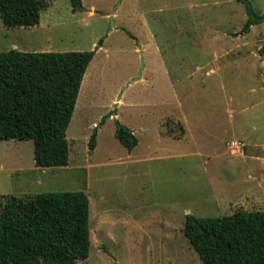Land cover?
Wrapping results in <instances>:
<instances>
[{"label":"rangeland","instance_id":"374dc122","mask_svg":"<svg viewBox=\"0 0 264 264\" xmlns=\"http://www.w3.org/2000/svg\"><path fill=\"white\" fill-rule=\"evenodd\" d=\"M248 2L264 14V0ZM80 5L49 0L30 28L0 20V53L95 51L65 132L67 166L36 168L31 141H0V203L83 192L89 250L77 264H202L182 232L187 214L264 211V22L238 35L246 15L234 0ZM115 121L133 130L132 151Z\"/></svg>","mask_w":264,"mask_h":264},{"label":"trees","instance_id":"16d2710c","mask_svg":"<svg viewBox=\"0 0 264 264\" xmlns=\"http://www.w3.org/2000/svg\"><path fill=\"white\" fill-rule=\"evenodd\" d=\"M48 1L0 0L2 25L37 26ZM234 1L246 15L238 35L264 22V14L255 13L248 0ZM80 2L69 0L72 12ZM89 54L0 53V141H31L36 168L67 166L65 132ZM115 126L114 138L131 151L137 145L133 132L118 121ZM95 136L89 138V151ZM182 232L202 264H264V211L237 210L216 218L187 214ZM88 250L89 200L83 192L6 196L0 203V264H77Z\"/></svg>","mask_w":264,"mask_h":264},{"label":"built area","instance_id":"2783aa9c","mask_svg":"<svg viewBox=\"0 0 264 264\" xmlns=\"http://www.w3.org/2000/svg\"><path fill=\"white\" fill-rule=\"evenodd\" d=\"M229 147L231 148L232 151H243L245 145L239 141H232L229 143Z\"/></svg>","mask_w":264,"mask_h":264},{"label":"water","instance_id":"95a60500","mask_svg":"<svg viewBox=\"0 0 264 264\" xmlns=\"http://www.w3.org/2000/svg\"><path fill=\"white\" fill-rule=\"evenodd\" d=\"M77 9H82L81 8V5H79L77 7ZM90 11V10H89ZM95 52V51H94ZM94 52H91L88 56H86V58L84 59V63H87L89 62L90 58L93 56ZM141 75H139V78H140ZM136 79L132 80V82H134Z\"/></svg>","mask_w":264,"mask_h":264},{"label":"crops","instance_id":"0c3cea01","mask_svg":"<svg viewBox=\"0 0 264 264\" xmlns=\"http://www.w3.org/2000/svg\"><path fill=\"white\" fill-rule=\"evenodd\" d=\"M12 48L15 49V48H17V46H16L15 44H13V45H12ZM16 50H17V49H16ZM128 129H129V128H128ZM129 130L133 132V130H131V129H129ZM133 135H134V134H133ZM137 143H138V140H137ZM95 146H96V145H95ZM134 148H135V147H134ZM134 148H133V149H134ZM133 149H132V150H133ZM132 150H131V151H132ZM250 193H251V191H250Z\"/></svg>","mask_w":264,"mask_h":264}]
</instances>
